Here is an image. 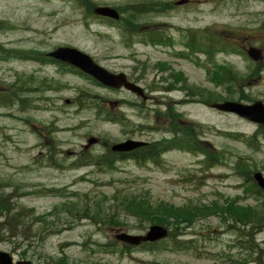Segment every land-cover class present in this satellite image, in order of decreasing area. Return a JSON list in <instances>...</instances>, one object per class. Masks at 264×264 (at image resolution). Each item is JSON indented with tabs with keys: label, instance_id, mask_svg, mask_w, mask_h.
I'll use <instances>...</instances> for the list:
<instances>
[{
	"label": "rangeland",
	"instance_id": "obj_1",
	"mask_svg": "<svg viewBox=\"0 0 264 264\" xmlns=\"http://www.w3.org/2000/svg\"><path fill=\"white\" fill-rule=\"evenodd\" d=\"M90 1L95 6L116 7L121 17L133 16L141 34L129 37L132 39L129 41L120 27L112 26L106 18H95L75 0H0L1 47L14 53L32 49L46 54L59 45L74 46L108 70L124 72L144 89L147 97L143 100L125 89L104 87L85 75L61 70V66L54 64L40 65L18 60L16 56L0 59L1 87L19 85L21 77L29 88L38 89L23 91L12 104H0V196L16 190L11 202L21 203L36 214L49 213L63 202L84 205L81 201L89 204L91 212L98 200L103 211L109 213L101 212L96 217L112 216L118 221L110 224L92 217L76 218L69 227L65 222L73 217L63 209L61 215L48 216L41 224H23L22 230L31 232L25 240L20 235L3 233L0 228V250L10 252L15 258L21 252L23 258L33 259L36 264H53L60 259L61 264H228L229 259L236 258L245 264H264V228L247 236L249 248L241 249L235 241L236 233L227 231L215 216L196 221L187 233L173 238L191 240L189 250L172 251L170 239L163 249L153 251L115 239L121 231L139 234L156 224L141 223L126 213L120 202H116L124 194L148 192L153 204L214 200H235L241 205L264 202V196L247 194L245 188L250 182L237 169V162L244 159L264 176V136L255 137L259 139L258 148L248 146L240 137L232 139L225 134L240 133L248 138L254 135L258 125L233 113L217 111L193 93L195 89L204 94L214 91L224 97L232 96L225 99L245 103L259 99L264 103V56L259 61L251 60L244 55L247 47L240 50L242 53L232 51L239 49L236 45L239 41H244L260 48L264 55V2ZM164 3L166 7L162 6ZM133 7L144 11L135 13ZM152 29L170 36L172 46L149 43L145 34ZM192 32H210L225 42L222 47L228 43L235 46L226 47L223 52L215 50L211 59L202 60V55L189 53L177 56V50L185 52L183 43ZM160 62L167 67H161ZM216 64L241 75L231 91L226 85L216 86L210 80L209 70L217 69ZM178 73L181 80L173 76ZM239 85L251 100L237 98ZM221 100L224 99L213 102ZM25 102L31 105L22 109ZM104 108L116 115L124 114L126 120L112 122L97 116ZM170 118L175 122L182 119L198 128L195 134L199 140L223 152L221 162L206 166L203 153L185 150L164 153L158 165L123 160L116 162L115 169H109L85 161L105 154L113 142L160 138L165 133L155 128L169 126ZM52 126L56 130L48 134L47 128ZM90 136L107 142V146L97 142L86 148ZM49 142L56 144V165L49 164V159H54ZM51 187L63 188L65 194H77L53 195L49 191ZM76 203L70 208L73 214L82 208L76 207Z\"/></svg>",
	"mask_w": 264,
	"mask_h": 264
},
{
	"label": "trees",
	"instance_id": "obj_2",
	"mask_svg": "<svg viewBox=\"0 0 264 264\" xmlns=\"http://www.w3.org/2000/svg\"><path fill=\"white\" fill-rule=\"evenodd\" d=\"M78 4L84 5L86 10L91 11L93 13V8L95 7V4H93L90 0H75ZM148 4H146L145 9L148 8ZM160 6V5H159ZM165 6V3L162 5ZM144 10H140L138 7H133V12L140 13ZM94 14V13H93ZM95 16V15H94ZM96 17V16H95ZM135 18H125L120 17V20L116 21L113 19H109L110 23L118 26L121 28V31L123 32L124 36L128 37V40L131 41L129 37H135L139 36L141 34V30H138V25L134 22ZM204 32V31H203ZM205 33H195L192 32L189 34V39L185 43L186 47L189 49L191 53L198 54L203 53L205 54L209 59H211L215 55V50L218 52L221 50H227L226 47H233V44L228 43L226 44V47H222V44L225 42L221 39L214 37L213 35ZM147 37V40L149 43L152 44H158V43H171L172 39L170 36L163 35L161 31L157 30H149L145 34ZM234 50V48H232ZM0 50H2L3 54H0V59L2 58H8L12 56L16 57H28L37 61H40L41 63L46 62L47 59L51 63H55L60 69L66 70L70 69L76 72L81 73L82 75H86L81 71L74 70L72 66L61 63L59 61H56L54 59L46 57L45 54H42L35 50H29L27 53L17 51V53H14V51L10 50H4L0 45ZM14 53V54H13ZM158 65V64H157ZM161 67H167L165 66L164 62H160ZM217 69L209 70L210 80L214 82L216 86H222L226 85L227 89L231 91V89H234V85L236 82H238V78L241 76L238 72L232 71L230 68L225 67L223 65L216 64ZM169 71L172 70L168 66ZM254 74V73H253ZM172 75V74H171ZM170 75V76H171ZM174 78L176 80H181L182 76L180 73L173 74ZM88 77V76H87ZM96 82L95 80H93ZM31 82V81H30ZM17 84V83H16ZM15 83L6 85L4 87L0 86V104H12L13 101L19 98V95L23 91H37L38 89L29 88V85L26 84V80L23 78H19V85H16ZM17 87V88H16ZM239 85L237 89H239L240 96L237 98L241 100H251L250 96L248 94H245L243 90L240 88ZM16 88V91H15ZM42 88V87H41ZM170 88H166L165 90H168ZM196 95H199L202 98L203 103L210 104L213 101H217L219 99H225L226 97H232V96H222L220 94L214 93V91H207V94L202 93L198 89H195L193 91ZM30 99V98H28ZM20 100H23L22 98ZM132 104V103H130ZM31 104H27L25 102L22 109H26ZM133 105V104H132ZM97 116L104 117L103 119H107L110 121H118L123 122L126 120V117L124 114L116 115L112 113L109 108H104L98 111ZM163 116L165 118L167 117V114L164 112ZM177 116H180L177 114ZM171 122L169 126H159L158 130L171 133V138H165L166 135L164 134L162 136V140L160 142L157 141L152 146H150V149L146 150V147H139L136 149H133L129 152H112L110 150V147L107 148L105 154H101L100 156H93L90 158L85 159V161H88L89 163H93L94 165L98 167H104L109 169H115V161H122L125 160L129 155V157L133 158L137 164L143 165L147 162H153L154 164H160L161 163V157L162 153L168 150L172 149H180V150H190L194 153H203L205 155V164L206 166L220 163L221 160L224 158L223 152H218L215 148H210V146L207 145V142L201 141L198 139V135L195 134L198 128L192 126L190 123L183 122L182 119H180L179 122H175L173 118H170ZM56 130L55 126L48 127L47 131L48 134L53 133ZM157 130V129H156ZM232 139H237L240 137V139H244L248 146L256 145V147L259 148L258 138L255 137L264 136V124H260L257 127L256 132L254 135L250 137H245L240 133H225ZM46 136H44L45 138ZM51 143V153H55V146L56 144L54 142ZM108 144V143H107ZM56 154L52 155L51 157H54L53 160L49 159V164L53 163L56 165ZM123 156V157H119ZM52 164V165H53ZM238 168L240 173L248 178L250 185L245 188L247 191V194H253V195H261L264 196V190L260 189L255 181L252 178V172L254 169L252 168V165L247 163L244 159L242 161L237 162ZM103 169V168H102ZM51 194L57 195V196H68V195H75V193L71 192H62L63 188H56L51 187L49 189ZM17 191L14 190L11 194H5L0 196V218L2 219L0 221V225H2L1 231L3 230V233H7L9 235H15V236H22L25 239L29 238L31 236V232L29 229H27L28 232H25L22 230L23 224H32L31 222H37L41 224L44 222L48 216L56 217L55 215H61L64 209L66 214L73 217V220H68V222H65L67 226H72V221L76 220V218H89L92 217L94 220H98L99 222L103 223H110L117 222L115 219H113L112 216H106V217H96L97 214H100L101 212L103 215L108 214L109 212L103 211L104 209L99 206L98 200H95V207L94 210H91L89 208V204L86 203V201L83 204H78L76 202H63L60 205L54 206L52 210L49 213L46 214H36L35 210H30V208H27L25 206H22L21 203L17 202H11L12 195L16 196ZM24 194H31L29 192H24ZM36 194V193H33ZM116 202H120V205L122 208L128 213L129 215L135 217L138 219L141 223L148 222V223H156L166 226L168 231L167 238L157 241V242H145L140 245L143 249H150V251L160 250L163 249L166 240L170 239L172 240V245L170 246L172 251L177 250H189L191 247H189V243H191V240H184L180 241L179 238L174 240L177 235H182L187 233L186 230L188 228H191L195 225L196 221L200 219H206L212 216H215L219 219L220 224L225 227V229L231 233H236V243L237 246L241 249H248L249 246L247 245L248 240H245L247 236L255 235L259 231H261L264 228V202H259V204H246L241 205V203L235 202V200H224V201H209V202H186L182 205H176L169 202H157L156 204H153L148 196V192L142 193V194H124L120 198H116ZM76 203V207L82 206V208L76 209V214H73L71 211V206ZM97 218V219H96ZM20 227V228H19ZM65 227V226H64ZM28 228V226H27ZM66 228V227H65ZM41 235V233L39 234ZM37 235V236H39ZM43 236H40V239H42ZM244 238V239H243ZM23 240V241H24ZM107 251H111L110 249H107ZM64 257V256H63ZM65 258V257H64ZM58 258H52V261L55 262ZM61 260V259H60ZM59 260V261H60ZM233 260V261H231ZM56 262L53 264H61ZM228 264H245V261H240L237 258L236 259H229Z\"/></svg>",
	"mask_w": 264,
	"mask_h": 264
},
{
	"label": "water",
	"instance_id": "obj_3",
	"mask_svg": "<svg viewBox=\"0 0 264 264\" xmlns=\"http://www.w3.org/2000/svg\"><path fill=\"white\" fill-rule=\"evenodd\" d=\"M94 12L101 16H106L114 19H118L120 14L117 9L100 5L95 7ZM54 59L69 63L70 65L80 69L82 72L88 74L100 84L110 88H124L136 95L146 98L143 88L137 83L129 80L124 72H112L105 67L99 65L94 59L87 53L77 49L76 47L69 45H60L47 53ZM248 54L255 60L261 58L259 50L251 48L248 50ZM211 107L220 111L233 112L237 115L246 118L250 121L264 124V103L261 100H255L252 103H243L237 100H224L221 102H213ZM97 141V138L92 136L88 139V144H92ZM145 144L144 141L135 139H126L122 142L114 143L111 146L113 151H128L138 146ZM253 178L257 185L264 189V176L260 171L253 174ZM168 229L159 224H153L148 227L143 234H131L127 232H120L115 235V238L131 244L137 245L144 241H157L167 236ZM11 256L5 251H0V264H10Z\"/></svg>",
	"mask_w": 264,
	"mask_h": 264
},
{
	"label": "flooded vegetation",
	"instance_id": "obj_4",
	"mask_svg": "<svg viewBox=\"0 0 264 264\" xmlns=\"http://www.w3.org/2000/svg\"><path fill=\"white\" fill-rule=\"evenodd\" d=\"M168 122H171V119H168ZM157 140H146L147 144L143 145L144 147H146V150L150 149V146H152L153 142H156ZM119 157H123V156H119ZM126 158H130L129 155ZM14 263H18V264H36L34 262L33 259H26L23 258L22 255L17 258L14 259Z\"/></svg>",
	"mask_w": 264,
	"mask_h": 264
}]
</instances>
